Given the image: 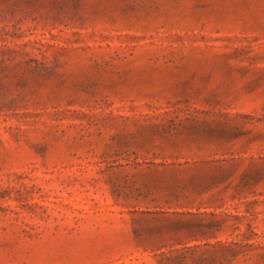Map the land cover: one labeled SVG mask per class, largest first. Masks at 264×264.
I'll use <instances>...</instances> for the list:
<instances>
[{
    "label": "rangeland",
    "instance_id": "1",
    "mask_svg": "<svg viewBox=\"0 0 264 264\" xmlns=\"http://www.w3.org/2000/svg\"><path fill=\"white\" fill-rule=\"evenodd\" d=\"M0 264H264V0H0Z\"/></svg>",
    "mask_w": 264,
    "mask_h": 264
}]
</instances>
